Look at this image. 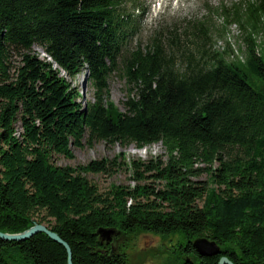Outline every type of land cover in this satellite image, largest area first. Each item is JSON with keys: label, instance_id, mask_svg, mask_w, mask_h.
<instances>
[{"label": "trees", "instance_id": "obj_1", "mask_svg": "<svg viewBox=\"0 0 264 264\" xmlns=\"http://www.w3.org/2000/svg\"><path fill=\"white\" fill-rule=\"evenodd\" d=\"M128 3L0 0V233L45 223L69 246L71 264H128L127 242L144 233L176 238L169 264L222 257L264 264V43L256 38L264 35V0L238 6L233 20L247 32L242 59L231 60L209 54L200 23L186 52L175 33L164 43L161 32L129 49L144 10ZM35 45L45 58L32 54ZM117 69L127 85L124 112L108 100L107 79ZM62 71L73 78L86 71L93 100L81 105ZM95 141L160 144L167 159L131 162L135 179L152 182L103 195L83 173L111 175L120 156L76 169L49 160ZM202 173L210 188L192 181ZM100 229L114 231L110 243L101 242ZM197 238L220 253L199 256ZM11 247L31 264H67L64 248L44 234L0 239V264H11L3 258Z\"/></svg>", "mask_w": 264, "mask_h": 264}, {"label": "rangeland", "instance_id": "obj_2", "mask_svg": "<svg viewBox=\"0 0 264 264\" xmlns=\"http://www.w3.org/2000/svg\"><path fill=\"white\" fill-rule=\"evenodd\" d=\"M127 1L129 2L127 4L129 10H131V2L135 5H140L144 10L142 15L143 20L140 24V32L129 45V49H134L138 46L145 48L149 44L151 38L161 32L163 33L161 38L164 43L168 42L169 33H175L177 38L179 37L181 39V50L186 52L193 49V43L191 42V37H189V34L193 30L192 27L200 23L208 29V33L210 34V41L206 46L210 55H213V53L226 52L230 60L236 57L242 59L243 57L245 47L243 38L247 31L243 27H240L238 23L234 22L233 17L237 12L238 6L244 9V1L247 0H181L178 2L170 0ZM157 2L160 6H157ZM135 14L138 16L141 13L135 11ZM256 38L257 42L264 43L263 34H258ZM31 52L40 59L45 58L42 49L36 45L32 47ZM13 61L15 65H18L19 58L14 56ZM84 73L86 75V71L81 72V74ZM81 74L73 78L62 71L60 77L65 79L78 91V102L84 106L85 103L93 100V90L91 86L87 85L85 79L82 84L83 75L80 76ZM107 83L108 100L119 111L124 112L122 103L126 100L128 92L121 69H117L111 73L107 79ZM16 128V137H18L21 131L20 125L16 124ZM85 140L86 136L83 142ZM70 153V158L51 153L49 158L50 163L56 167L76 169L77 167H85L90 162L101 161L103 159L113 160L115 157L120 156L117 162L121 163V167L111 175L102 173H83V176L94 184L98 192L103 195H106L113 187L134 189L137 186L148 185L152 182L149 179H135L136 177L131 169V162H147L155 158H160L162 161H166L167 159L165 151L160 144H153L142 149H136L132 144L121 147L116 144L110 145L103 141H95L90 147L84 143V146L80 149L70 145ZM146 176L147 175L144 177ZM192 181L207 183V186L209 188L211 187L208 183V176L205 173L192 178ZM154 186L156 188L161 187L158 183L154 184ZM128 204H130V201ZM197 205L200 206L201 202H197ZM44 224L42 225L45 226ZM99 238L101 242H105L100 236ZM123 241V239H119L116 245H121ZM175 242V237L163 238L151 233L139 234L130 239L126 244L127 249L125 253L128 264H169V262L173 261L171 246L174 245ZM3 258L11 264H31L29 261L23 259V256L15 247L5 249L3 251Z\"/></svg>", "mask_w": 264, "mask_h": 264}, {"label": "water", "instance_id": "obj_3", "mask_svg": "<svg viewBox=\"0 0 264 264\" xmlns=\"http://www.w3.org/2000/svg\"><path fill=\"white\" fill-rule=\"evenodd\" d=\"M37 234H45L50 240L62 246L67 254V264H71V252L69 246L65 242H63L55 233L51 232L43 225H35L33 228L17 235L0 233V239L7 242L8 241L21 242ZM97 234L101 237L102 240H105L106 243H109L111 241V237L114 235V231L100 229L97 231ZM103 235H107V236H103ZM192 246L195 249L196 253L202 257H211L218 255L220 253L219 246L215 242L209 241L206 238L195 239L192 242ZM218 264H232V263L228 261L225 257H222L220 258Z\"/></svg>", "mask_w": 264, "mask_h": 264}, {"label": "bare ground", "instance_id": "obj_4", "mask_svg": "<svg viewBox=\"0 0 264 264\" xmlns=\"http://www.w3.org/2000/svg\"><path fill=\"white\" fill-rule=\"evenodd\" d=\"M83 75V76H82ZM84 75H85V73L84 74H81L80 76H82L83 77V80H82V84H83V81H84ZM80 78V77H79Z\"/></svg>", "mask_w": 264, "mask_h": 264}]
</instances>
